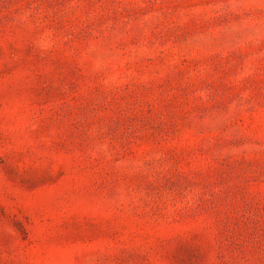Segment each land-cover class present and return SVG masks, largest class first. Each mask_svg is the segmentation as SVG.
Instances as JSON below:
<instances>
[{"label": "rangeland", "instance_id": "obj_1", "mask_svg": "<svg viewBox=\"0 0 264 264\" xmlns=\"http://www.w3.org/2000/svg\"><path fill=\"white\" fill-rule=\"evenodd\" d=\"M0 264H264V0H0Z\"/></svg>", "mask_w": 264, "mask_h": 264}]
</instances>
